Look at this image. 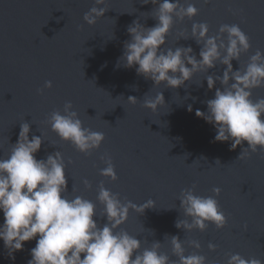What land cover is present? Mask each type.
I'll return each mask as SVG.
<instances>
[{
	"label": "water",
	"instance_id": "water-1",
	"mask_svg": "<svg viewBox=\"0 0 264 264\" xmlns=\"http://www.w3.org/2000/svg\"><path fill=\"white\" fill-rule=\"evenodd\" d=\"M189 2L198 15L174 22L165 49L191 46L199 59L201 46L191 38H179L181 32L190 37L193 23H206L212 36L221 25L236 24L249 37L251 47L239 62L232 61L233 70L245 68L257 50L264 53V0ZM179 3L187 7L185 0ZM93 6L94 0H0V158H7L18 140L20 125L27 122L29 139L35 135L43 140L36 159L58 151L62 154L67 179L64 195L93 202L99 227L107 223L97 199L101 183L118 194L122 203L155 202L142 215L130 210L119 229L140 240L141 253L159 242L170 264H177L170 243V237L177 236L186 256L203 255L207 264H227L234 254L264 261V153L238 160L241 146L230 150V141L215 142V128L195 114L197 109L207 112L206 102L215 96L206 76H222L224 66L197 73L178 89L163 84L155 87L135 67H124L120 58L125 42L131 39L127 29L133 21L145 28L158 23L152 17L156 5L107 0L108 11L89 27L83 16ZM46 81L52 83L51 89L44 88ZM215 87H221L219 82ZM159 92L165 105L155 113L144 108V100L154 99ZM130 96L137 99L135 105L127 102ZM261 98L264 87L252 92L254 101ZM67 102L83 127L104 134L98 150L82 154L52 132L48 118L56 110L63 114ZM102 157L111 158L115 182L100 175L106 167ZM85 180L91 188L85 187ZM194 185L198 196H213V188L221 190L214 198L227 219L222 230L211 224L204 232L176 228L178 219H186L180 194ZM3 220L0 213V225ZM190 241H198L200 249ZM209 243L215 251L209 250ZM35 245V240L26 242L12 259L0 240V264H28Z\"/></svg>",
	"mask_w": 264,
	"mask_h": 264
},
{
	"label": "clouds",
	"instance_id": "clouds-1",
	"mask_svg": "<svg viewBox=\"0 0 264 264\" xmlns=\"http://www.w3.org/2000/svg\"><path fill=\"white\" fill-rule=\"evenodd\" d=\"M142 2L156 5L152 17L158 23L145 28L139 21H133L128 26L131 39L124 44L120 58L123 66L135 67L136 73L153 81L155 87L163 84L171 89L183 87L197 73L208 72L218 64L224 66L222 76H206L207 87L209 90L215 88V96L206 102L207 112L197 109L195 114L215 128V142L230 141V150L241 146L238 160L249 159L258 151L264 153V98L252 99L253 90L264 87V53L257 50L245 68L233 70L232 61L239 62L241 55L251 47L249 37L236 24L221 25L218 33L212 36L206 23H193L190 37L181 32L179 38H191L201 46L199 59L191 46L165 49L174 22H183L185 18L192 20L198 15V9L189 0H185L187 7L179 0ZM209 2L204 0L205 4ZM106 4L107 0H94L95 6L83 16L89 27H94L104 17L108 11ZM217 82L220 88L215 87ZM51 87L52 83L46 81L44 88ZM38 94L42 95L43 89L38 90ZM127 102L135 105L137 99L130 96ZM163 105L164 96L159 92L154 99H145L143 107L155 113ZM72 108L71 102L65 103L63 114L59 110L53 111L47 123L62 141L88 155L100 148L105 136L83 127ZM188 111H192L191 105ZM29 133V123H22L10 154L0 158V213L4 218L0 225V240L12 259H15L13 253L22 251L26 242L35 240L28 264H170L168 255L160 251L159 242L152 243L151 248L141 253L140 240L126 231H119L127 222L130 210L142 215L146 209L155 207L154 201L148 200L142 205L122 203L118 194L110 192L101 183L97 199L103 205L107 223L99 227L94 219L96 205L93 202L81 196L68 199L64 195L67 179L62 154L58 151L46 159H36L43 140L35 135L29 139ZM245 143L247 147H242ZM101 159L106 167L100 175L115 182L117 175L111 158ZM216 164H220L218 159ZM84 185L91 188L87 180ZM194 188L195 185L180 194V208L186 219H178L176 228L204 232L211 224L222 230L227 219L214 198L221 190L213 188V196H198L194 194ZM170 238L177 264H207L203 255L186 256L179 237ZM190 244L197 250L201 247L198 241H190ZM208 248L215 251V245L211 243ZM227 264H264V261L234 254L230 255Z\"/></svg>",
	"mask_w": 264,
	"mask_h": 264
}]
</instances>
